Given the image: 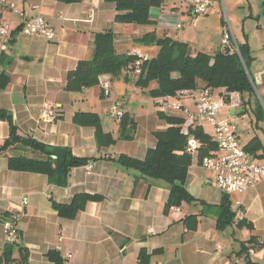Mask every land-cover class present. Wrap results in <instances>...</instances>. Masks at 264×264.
Wrapping results in <instances>:
<instances>
[{
  "label": "crops",
  "instance_id": "0c3cea01",
  "mask_svg": "<svg viewBox=\"0 0 264 264\" xmlns=\"http://www.w3.org/2000/svg\"><path fill=\"white\" fill-rule=\"evenodd\" d=\"M209 1L208 12L198 15L191 9V0H162L149 9L152 24L136 25L114 21L115 4L105 0H0V26L5 21L11 25L7 49L0 54V71L10 79L0 91V108L11 112L21 133L48 145L68 147L79 157L97 158L72 168L66 186H56L44 174L9 169L7 153L0 152V264L8 263L3 253L9 247L10 264L18 260L19 248L27 253L28 264H55L47 256L49 251L58 253L61 264H140L141 249L148 255L147 264H228L240 259L245 264H264V174L243 194L225 193L217 187L214 173L202 167L197 155L192 154L185 187L197 201L183 202L165 212L169 196L166 182L106 159L121 153L144 158L148 148L155 146L154 124L141 136L137 126L133 139H117L114 144L99 148L93 127L73 122L78 111L95 112L103 130L117 137L119 119L109 111L116 99L124 101L125 112L138 122L133 109L137 104L144 106L143 101L138 103L141 91L132 80H123L126 70L117 78L98 76L111 81L109 94H102L98 84L78 91L65 88L67 73L80 60L92 56L96 32L110 28L117 53L135 52L150 58L158 47L139 42L145 33L153 31L158 37L185 42L195 54L220 49L223 32L231 29L248 57L246 68L254 93L250 98L238 91L229 93L227 99L215 93L211 96L213 100H223L218 117L230 121L243 146L254 137L260 140L262 147L248 152L255 161L262 162L264 115L256 113L255 107L259 102L264 108V101L260 100L264 96V0ZM10 3L18 11H12L7 6ZM32 16L45 18L55 32L53 40L22 31L23 20ZM196 93L182 100L192 110ZM134 97L136 104L131 103ZM45 102L57 112L51 123L40 117ZM187 124L185 119L183 126ZM202 127L212 135L210 124ZM7 135L8 125L0 120V145ZM83 192L98 194L102 199L87 202L72 219L59 216L52 202L68 203L75 194ZM225 194L231 201L234 220L219 229L215 206ZM201 211L196 229H187L183 218ZM12 216H17L19 244L4 241L3 222ZM241 219L251 222L253 228L238 226ZM232 225L248 230L244 231L248 237L241 241L255 236L261 245L238 255L241 241L239 248L234 249L232 241L224 238ZM261 232L263 235L258 234Z\"/></svg>",
  "mask_w": 264,
  "mask_h": 264
},
{
  "label": "trees",
  "instance_id": "16d2710c",
  "mask_svg": "<svg viewBox=\"0 0 264 264\" xmlns=\"http://www.w3.org/2000/svg\"><path fill=\"white\" fill-rule=\"evenodd\" d=\"M59 1L74 3L80 0ZM105 1L115 4L114 21L148 25L153 23L149 16V9L160 4L162 0ZM138 40L145 45H156L158 47L156 55L143 58L132 53H117L114 48L112 30L109 28L96 32L92 56L89 59L80 60L76 67L67 73L65 88L69 91H78L97 85L98 76L102 74L117 78L123 70H126L123 80L125 82L132 80L134 86L155 99V103L158 98L175 95L180 90L188 91L189 94L207 90L210 94L215 93L216 96L224 97V99H227V95L233 91L247 93L249 98L254 93L252 78L246 68L248 57L245 56L243 46L238 43L240 55L229 46H222L213 53L198 51L192 54L187 43L168 36L158 37L153 31L143 34ZM136 61L139 62L138 65ZM137 69L138 73H136ZM9 80L8 74L0 71V91L7 86ZM255 111L264 115V108L259 102L256 103ZM157 113L167 126L153 132L155 146L148 148L144 158L138 159L123 153L105 158L137 170L142 176L166 182L169 185V196L164 211L167 212L172 206L197 201L185 187L188 167L192 160V154L186 150L188 137L193 136L198 142L196 153L198 159L214 154L217 151V144L212 140L211 135L204 131L202 124L190 125L187 133L182 131L184 114H167L162 110ZM0 120L8 125V135L0 145V152L7 153L8 168L11 170L41 173L46 175L50 184L66 186L72 168L86 165L97 159L76 156L68 147L48 145L29 134L21 133L11 112L6 109L0 108ZM73 122L78 125L92 126L99 148L112 145L117 139L131 140L137 129L136 120L127 112L119 118L117 137L103 130L100 117L95 112L78 111L73 116ZM261 147L260 140L254 137L244 146V149L251 152ZM101 199L102 196L98 194L83 192L75 194L68 203L53 201L52 205L59 216L72 219L85 208L87 202ZM205 205L208 206V204ZM215 207L217 228L222 229L233 222L235 213L231 209V201L227 194L223 195L221 202ZM201 214L203 211L183 218L187 229H196L198 216ZM237 224L240 227L253 228L252 223L245 219L239 220ZM260 245L255 236H250L247 240L240 242V250L237 254L241 255L248 248ZM19 251V258L13 262L14 264L26 262L27 253L23 248H19ZM11 252L12 249L9 247L3 253L8 263H11L9 257ZM47 256L55 264H61L56 251H49ZM139 258L140 264H147L148 255L144 249H141Z\"/></svg>",
  "mask_w": 264,
  "mask_h": 264
},
{
  "label": "built area",
  "instance_id": "2783aa9c",
  "mask_svg": "<svg viewBox=\"0 0 264 264\" xmlns=\"http://www.w3.org/2000/svg\"><path fill=\"white\" fill-rule=\"evenodd\" d=\"M12 11H18L13 3L7 5ZM210 6L209 0H191V9L194 14L204 15L208 12ZM179 27V26H178ZM10 22L5 21L0 26V53L7 49L9 43ZM22 31L26 34L36 35L47 40L55 38L53 28L42 16H32L23 20ZM222 45L229 46L239 55L238 44L232 34L231 29H226L222 34ZM136 54L135 52H130ZM138 61L136 64L138 65ZM139 70H136L138 73ZM98 85L102 94H109L111 90V81L102 77L98 78ZM193 94V93H192ZM191 94L188 91L180 90L175 95L160 97L156 100L162 111L165 113L171 111L182 113L189 124L183 126L182 131L188 132V126L194 124H210L213 133L212 140L217 144V151L208 156L199 158L202 167L213 171L217 187L225 193L243 194L246 190L252 188L258 177L264 174V160L255 161L249 154L234 131L230 121L218 117L219 111L223 106V100H213L207 90H200L196 93L195 109L186 107L183 98ZM110 113L116 119H119L125 113V105L122 99H116L109 108ZM41 120L46 123L53 122L57 117L55 107L48 102L42 105ZM186 150L195 154L198 151V142L193 136L187 139ZM238 212L240 210L237 203ZM17 216H12L3 222L5 244H19L20 233L16 226ZM264 247V241H263ZM23 264H28L24 262ZM228 264H245V260L240 259Z\"/></svg>",
  "mask_w": 264,
  "mask_h": 264
},
{
  "label": "rangeland",
  "instance_id": "374dc122",
  "mask_svg": "<svg viewBox=\"0 0 264 264\" xmlns=\"http://www.w3.org/2000/svg\"><path fill=\"white\" fill-rule=\"evenodd\" d=\"M223 18L224 20H226V12L223 9ZM229 13V12H228ZM153 57V56H152ZM151 58V57H150ZM115 85H113L112 90L115 91ZM116 86H118L116 84ZM257 88H259V93L260 91V86H257ZM258 91V90H257ZM140 99H139V104L141 103V101H143V107L141 105H136L135 109H133L134 113H137L138 116V122H137V126H138V130H139V136H141L144 133H147L149 128L154 124L157 130H162L163 127L166 125V122L164 120H162L161 118H159L158 116V111L162 110L161 107L155 103V100H153V98H151L148 94L146 93H139ZM260 100L264 101V96H260ZM141 100V101H140ZM131 103L136 104V100L135 97L134 99H132ZM137 109H139L137 111ZM167 114H173L174 112L171 111H167ZM146 114H148L146 116ZM144 115V117H143ZM239 122L241 123V120H239ZM244 123L248 124L247 120H244ZM212 132V130H211ZM141 134V135H140ZM251 134L248 136L250 137ZM246 136H243V139H247ZM209 170V169H206ZM213 172V171H212ZM214 173V172H213ZM215 174V173H214ZM236 209V208H235ZM234 209V210H235ZM236 225H232L228 228L226 235L224 236V238H227L229 241H232V248L237 249L239 248V241L246 239L248 237V233H244V231H246L247 229H243V230H239L238 228L235 227ZM248 232V230H247ZM259 235H263L262 232L258 233Z\"/></svg>",
  "mask_w": 264,
  "mask_h": 264
}]
</instances>
